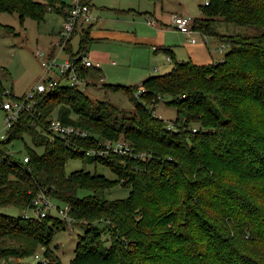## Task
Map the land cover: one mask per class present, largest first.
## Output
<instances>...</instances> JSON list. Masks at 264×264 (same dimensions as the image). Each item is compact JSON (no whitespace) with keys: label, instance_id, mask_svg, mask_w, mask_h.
<instances>
[{"label":"trees","instance_id":"1","mask_svg":"<svg viewBox=\"0 0 264 264\" xmlns=\"http://www.w3.org/2000/svg\"><path fill=\"white\" fill-rule=\"evenodd\" d=\"M69 7L61 0H0V14L38 23L49 11L65 18ZM220 22L236 30L221 33ZM193 29L228 42L230 50L207 65L174 61L170 72L126 88L133 114L59 81L0 140V210L24 214L40 192L68 207L72 222L87 226L70 264H264V0H209ZM79 34L78 52L70 42L64 49L69 57L88 52L89 28ZM88 69H79L84 81ZM164 100L176 111L172 130L154 116ZM51 120L89 136L52 139ZM24 136L42 149H27L25 162L10 150ZM120 140L144 158L86 155ZM71 159L105 167L115 180L84 170L66 175ZM118 185L128 197L105 200ZM79 190L87 195L79 197ZM23 214L0 213V264H27L39 249L47 264H60L50 259L49 244L67 220ZM98 222L105 223L101 231Z\"/></svg>","mask_w":264,"mask_h":264},{"label":"rangeland","instance_id":"2","mask_svg":"<svg viewBox=\"0 0 264 264\" xmlns=\"http://www.w3.org/2000/svg\"><path fill=\"white\" fill-rule=\"evenodd\" d=\"M61 1L69 6L72 0ZM205 1L88 0L92 9L91 18L94 21L92 22L93 26L89 35L91 43L85 57L93 64H99L100 72L97 73L95 70L88 69V76L84 81L87 82V87L84 88L80 84L78 89L86 93L92 102L105 101L123 113L133 114L134 104L125 89L140 85L141 81L148 77L170 72L173 62H167L166 58L169 55L163 50L166 48L165 46H163L164 48L158 46V50L154 51L152 48L156 47L154 45L143 46L136 42L125 40L122 42L111 35L102 39L98 33H105V31L119 32L120 23H129L132 20H136L135 18L125 17L131 14H138L137 17L145 18L147 21H153L154 23L160 21L166 24L162 28L167 31L165 40L170 41L173 45H182L181 41L185 39L184 35L169 25L171 19L165 21L164 18H174V16H186L193 19L201 18ZM143 15L145 17H142ZM62 16L63 14L59 15L54 11H49L45 14L43 21L38 23L30 18H24L23 21H20L16 13L0 14V84L5 93H12L14 97L21 99L40 80L43 75V68L37 53L41 52L46 56L49 54L55 55L58 64L69 59L68 52L60 50L56 46V42L59 40L58 32L60 27H62V20H64ZM142 24L141 28L143 30L144 27L147 31L152 29L146 23ZM78 26L76 31L80 28ZM215 27L219 32L226 34L236 30L235 27L225 26L221 22L216 23ZM133 30L134 28L126 31L133 34L136 33ZM112 32L110 34H113ZM194 35L199 37L197 34ZM79 41L80 34L77 31L70 41V49L73 54H76L79 50ZM210 43L212 46L211 54L216 62L221 61L230 50L228 42H223L222 45L218 42L217 44ZM173 48V46L170 47L171 50ZM177 49L176 59L179 58L186 61V58L180 56L185 55L186 46L177 47ZM100 74L102 81H99ZM55 78L57 77L55 76ZM154 116L161 119L165 125H168L175 119L176 111L174 108L165 105L164 100L154 108ZM3 123V114L0 112V135L6 137ZM11 147L10 150L14 157L23 162L27 160V149H33L38 154L42 153V149H34L28 136H24L23 141L12 143ZM79 170L103 175L111 181L115 180V176L105 167L95 166L91 163L84 164L80 159L67 161L65 165L66 175ZM128 192V189L118 185L106 191L103 194V198L108 201L126 199ZM85 195H87V192L79 190V197ZM58 206L62 207L61 205ZM0 213L13 217L23 214L13 208H3ZM95 226L101 231L104 229L105 223L98 222ZM86 228L87 226L75 222L64 224L62 230L55 232L49 244L50 259L58 261L60 264H70L74 258L78 238L84 235ZM102 239L107 240L108 234H102ZM105 245H108V243H105ZM41 254L42 251L39 249L35 255L41 256ZM23 261L27 264H36L38 262L33 256Z\"/></svg>","mask_w":264,"mask_h":264},{"label":"built area","instance_id":"3","mask_svg":"<svg viewBox=\"0 0 264 264\" xmlns=\"http://www.w3.org/2000/svg\"><path fill=\"white\" fill-rule=\"evenodd\" d=\"M209 0H206L204 5L207 6ZM69 9L66 11V17L63 20L62 27L58 32L59 40L56 42L58 49L64 50L67 44L71 41L73 32L78 25L88 24L91 17V8L88 0H72L69 5ZM194 20L191 17L186 16H174L173 27L180 33L192 37L195 33H198L193 29ZM192 43L196 42L195 38L190 39ZM40 59L41 67L43 68V75L35 86L28 91L21 99L9 98L10 94L0 89V112L3 114L4 123L3 129L7 132L19 119L23 111H28L31 108V103L38 95H42L47 92H51L55 87L60 84L66 86H77L80 84L85 86L84 79L79 75L80 67L98 69L99 64H93L90 62L86 54L82 57H69L67 61L58 64L56 56L53 54L45 55L41 52L37 53ZM55 76L57 78H55ZM168 130H172V125H167ZM49 131L52 139L59 138L60 140H69L70 138H87L89 132L75 126H65L58 120H51L49 124ZM6 137L0 135V140H4ZM105 153H114L117 155H127L131 157L144 158L145 154H134L129 145L123 141H106L103 143L101 150H88L86 155H103ZM68 207H60L55 204L45 192H40L33 200L32 205L23 214V218L29 219H42L49 213H55L58 216L72 222L67 216ZM34 259L43 264H47V259L42 256L34 255Z\"/></svg>","mask_w":264,"mask_h":264},{"label":"crops","instance_id":"4","mask_svg":"<svg viewBox=\"0 0 264 264\" xmlns=\"http://www.w3.org/2000/svg\"><path fill=\"white\" fill-rule=\"evenodd\" d=\"M91 11H92V9H91ZM137 16H138V14L137 15L131 14L130 16L125 17V18H135L136 20H132L129 23H120L121 27L118 28L119 32L115 33V32L111 31L113 34H110L111 33L110 31H105V33H103V32L98 33L99 36L101 35L100 38L104 39V38H107L108 35H111L112 37H115V39L122 41V42H124V40H125V41L136 42V43L141 44L143 46L154 45V46H156V47H152L154 49V51L158 50L157 49L158 46L159 47L165 46L166 48L163 47L164 48L163 50L166 53H168V55H169L166 58L167 62H171V61L172 62H174V61L183 62L182 59H179V58L176 59L177 58L176 54H178L177 47H183V46H186V53H185V55H180V56H182L183 58H186L187 59L186 61H190L195 65H207V64H211V63L216 62L213 58V55L211 54L212 46H211L210 42L216 43V44L218 42V43H221V45H222L223 42H221L219 39H217L215 37H211V36L202 35L199 32L195 33L199 37H195V35H193L192 37H189V36L182 34V35H184L183 37H185L184 40L181 39L182 45H178V44L173 45L170 41L165 40L166 36H167V31L163 30L162 28L164 26H166V24L161 23L160 21H156L157 23H159V24H157L156 22L154 23L153 21H147V20H145V18H140ZM90 17H91V12H90ZM142 17H145V15H143ZM154 19L156 20L155 16H154ZM164 19H165V21L167 19H169V20L171 19L169 25L173 27V20H172L173 18H164ZM93 21L94 20H92V18H91L90 22L88 24L79 25L78 27H80V28H79L78 32L80 33L82 28L88 27L89 28V35H90V29L93 26V24H92ZM62 22H63V20H62ZM142 23H146L148 25V27H150L152 29L147 31V30H145V27H144V30H143L141 28ZM132 28H134L133 31L136 33L133 34L131 32L126 31L128 29L132 30ZM60 29H61V27H60ZM121 30H125V31H121ZM150 31H152V32H150ZM180 34H178V35H180ZM191 38H195L196 42L192 43L190 40ZM211 40H213V41H211ZM171 46L174 47L173 50L170 49ZM170 57L172 59H170ZM95 72L99 73L100 68L96 69ZM142 78H144V77H142ZM143 80H145V79H143ZM99 81H102L101 74L99 76ZM86 83L87 82H85L84 88L87 87Z\"/></svg>","mask_w":264,"mask_h":264}]
</instances>
